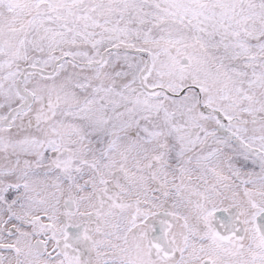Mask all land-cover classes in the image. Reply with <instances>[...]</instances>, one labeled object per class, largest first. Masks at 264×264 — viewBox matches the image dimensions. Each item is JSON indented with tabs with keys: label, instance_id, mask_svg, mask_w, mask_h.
<instances>
[{
	"label": "snow or ice",
	"instance_id": "snow-or-ice-1",
	"mask_svg": "<svg viewBox=\"0 0 264 264\" xmlns=\"http://www.w3.org/2000/svg\"><path fill=\"white\" fill-rule=\"evenodd\" d=\"M0 264H264V0H0Z\"/></svg>",
	"mask_w": 264,
	"mask_h": 264
}]
</instances>
